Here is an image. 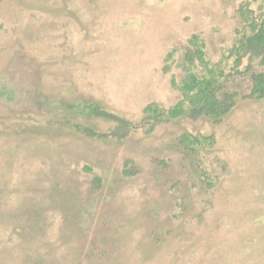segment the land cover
I'll return each mask as SVG.
<instances>
[{"label":"rangeland","instance_id":"obj_1","mask_svg":"<svg viewBox=\"0 0 264 264\" xmlns=\"http://www.w3.org/2000/svg\"><path fill=\"white\" fill-rule=\"evenodd\" d=\"M238 1L0 0V264H264V98L147 110L192 37L220 59Z\"/></svg>","mask_w":264,"mask_h":264},{"label":"trees","instance_id":"obj_2","mask_svg":"<svg viewBox=\"0 0 264 264\" xmlns=\"http://www.w3.org/2000/svg\"><path fill=\"white\" fill-rule=\"evenodd\" d=\"M233 14L234 35L220 59L208 60L203 39L192 37L181 57L184 76L180 83L175 81L180 99L167 109L151 105L149 113L157 110L160 116L168 113L175 118L203 115L218 121L239 99L264 98V0H239ZM214 140V136L192 133L180 138L185 148L198 155L201 179L215 187L219 178L202 153L213 146Z\"/></svg>","mask_w":264,"mask_h":264}]
</instances>
